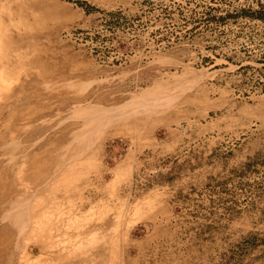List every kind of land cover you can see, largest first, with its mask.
I'll return each mask as SVG.
<instances>
[{
	"label": "rangeland",
	"instance_id": "obj_1",
	"mask_svg": "<svg viewBox=\"0 0 264 264\" xmlns=\"http://www.w3.org/2000/svg\"><path fill=\"white\" fill-rule=\"evenodd\" d=\"M0 264H264V0H0Z\"/></svg>",
	"mask_w": 264,
	"mask_h": 264
}]
</instances>
